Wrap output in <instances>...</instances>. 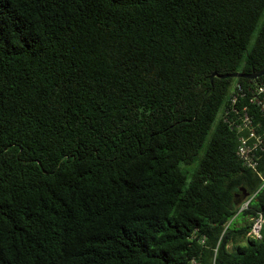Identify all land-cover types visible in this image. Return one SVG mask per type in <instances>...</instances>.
Wrapping results in <instances>:
<instances>
[{"label": "trees", "instance_id": "16d2710c", "mask_svg": "<svg viewBox=\"0 0 264 264\" xmlns=\"http://www.w3.org/2000/svg\"><path fill=\"white\" fill-rule=\"evenodd\" d=\"M263 69L264 0H0V264H264L224 121L264 76L197 115Z\"/></svg>", "mask_w": 264, "mask_h": 264}, {"label": "built area", "instance_id": "2783aa9c", "mask_svg": "<svg viewBox=\"0 0 264 264\" xmlns=\"http://www.w3.org/2000/svg\"><path fill=\"white\" fill-rule=\"evenodd\" d=\"M232 90L224 121L237 131L239 159L245 167L258 172L264 169V81L248 87L238 83ZM256 195L243 201L239 213L249 210ZM251 233L254 239H263V213L254 218Z\"/></svg>", "mask_w": 264, "mask_h": 264}, {"label": "water", "instance_id": "95a60500", "mask_svg": "<svg viewBox=\"0 0 264 264\" xmlns=\"http://www.w3.org/2000/svg\"><path fill=\"white\" fill-rule=\"evenodd\" d=\"M264 76V69L262 71H259V72H253L251 74H241V73H234V74H230V75H219L217 73L213 74L212 77H211V84H212V87L211 89L205 94L203 100H202V103H201V106H200V109L198 110L197 112V115L200 113V111L202 110V108L204 107V104H205V101L207 99V97L213 92L214 90V79L215 78H220V79H225V78H244V79H250V80H257L261 77ZM196 115V116H197Z\"/></svg>", "mask_w": 264, "mask_h": 264}, {"label": "rangeland", "instance_id": "374dc122", "mask_svg": "<svg viewBox=\"0 0 264 264\" xmlns=\"http://www.w3.org/2000/svg\"><path fill=\"white\" fill-rule=\"evenodd\" d=\"M250 46H251V44H250ZM203 155V151L201 152V154H200V157L199 158H201V156ZM198 160L193 164V165H189V166H185L184 167V169L185 170H187L188 172H189V176H188V180H190L191 178H192V173L194 172V170H195V168L198 166ZM239 220V219H238ZM246 242V241H245ZM244 242V243H245Z\"/></svg>", "mask_w": 264, "mask_h": 264}]
</instances>
